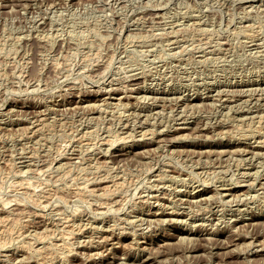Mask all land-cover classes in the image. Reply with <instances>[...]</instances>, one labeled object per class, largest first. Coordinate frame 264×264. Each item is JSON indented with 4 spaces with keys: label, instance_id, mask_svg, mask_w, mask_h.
Here are the masks:
<instances>
[{
    "label": "rangeland",
    "instance_id": "374dc122",
    "mask_svg": "<svg viewBox=\"0 0 264 264\" xmlns=\"http://www.w3.org/2000/svg\"><path fill=\"white\" fill-rule=\"evenodd\" d=\"M0 264H264V0H0Z\"/></svg>",
    "mask_w": 264,
    "mask_h": 264
},
{
    "label": "bare ground",
    "instance_id": "6f19581e",
    "mask_svg": "<svg viewBox=\"0 0 264 264\" xmlns=\"http://www.w3.org/2000/svg\"><path fill=\"white\" fill-rule=\"evenodd\" d=\"M118 107V106H117ZM59 149V148H58ZM37 237V236H36Z\"/></svg>",
    "mask_w": 264,
    "mask_h": 264
}]
</instances>
